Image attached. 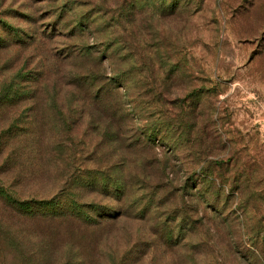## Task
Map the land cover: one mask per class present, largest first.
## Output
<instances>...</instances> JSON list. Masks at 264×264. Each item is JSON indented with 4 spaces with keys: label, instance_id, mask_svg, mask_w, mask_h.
I'll return each mask as SVG.
<instances>
[{
    "label": "rangeland",
    "instance_id": "1",
    "mask_svg": "<svg viewBox=\"0 0 264 264\" xmlns=\"http://www.w3.org/2000/svg\"><path fill=\"white\" fill-rule=\"evenodd\" d=\"M81 51L103 77L118 73L119 97L85 116L65 112L73 95L62 91L28 129L43 137L40 158L15 168L20 196H49L77 168L124 184L118 200L85 193L124 214L95 254L71 258L115 264L139 248L127 264H264V0H0V87L19 69H73ZM30 102L1 111L2 143L27 126Z\"/></svg>",
    "mask_w": 264,
    "mask_h": 264
},
{
    "label": "trees",
    "instance_id": "2",
    "mask_svg": "<svg viewBox=\"0 0 264 264\" xmlns=\"http://www.w3.org/2000/svg\"><path fill=\"white\" fill-rule=\"evenodd\" d=\"M8 27H5V30ZM13 30L10 29V33L13 34L12 36L16 35L18 39L19 35ZM88 53L89 51H81L79 56L75 57L73 69L64 70L60 66L48 67L49 70L37 72L32 76L19 69L13 79L4 82L0 87V113L4 108H13L21 101H31L28 104L30 106L27 126L6 131L9 133V139L4 143L1 142L0 135V264L81 263L80 259L73 260L71 255L80 258L95 254L97 244L106 230L113 227L115 225L113 222L124 214L121 204L118 206L108 201L110 205H102L98 201L85 203L87 200H82L85 193L92 191L98 192L104 198L116 200L124 194V184L117 176L98 165L95 168H77L74 173L70 172L69 179L64 180L62 186L49 196H20L15 191L16 184L20 183L23 177L22 169H15L18 161H26L32 154H34L33 158H40L37 146L43 137L38 135V130H28L36 121L37 111L42 109L48 114L49 111L57 110L56 97L62 91L73 95L70 103L73 102L74 105L70 109H65V112L74 111V114L85 116L94 111L102 113L113 94L119 97L118 90L111 91L118 81L122 82L121 77L117 76L116 72L108 78L103 77L97 69L87 64L84 58ZM51 73L54 77L49 79L48 75ZM41 98L44 100L42 101ZM45 101L46 107L42 106ZM96 122L102 124L100 119ZM96 127L94 131L98 136V133H101L102 137L109 134L107 130H100V125ZM110 133L112 135V132ZM113 133L116 134L114 131ZM25 136L30 137L31 146L13 145ZM151 136L152 133L149 134V137ZM34 144L37 146L33 147ZM20 146L27 150L21 152ZM91 150L94 153L100 152L97 146ZM95 159L92 161L93 164H96ZM202 167L203 164L196 163L194 173L199 175ZM194 186L196 187L197 183ZM88 208H92L91 214L98 219L90 217ZM47 221H57V224H43ZM109 221L112 224H109ZM1 222L6 223L1 224ZM98 234L100 237L96 240ZM126 245L129 247L133 245L131 237ZM62 249H65V254L70 255L61 260L58 258V253H61ZM121 253L116 260H113L115 264L132 263L139 254V248L125 249Z\"/></svg>",
    "mask_w": 264,
    "mask_h": 264
}]
</instances>
